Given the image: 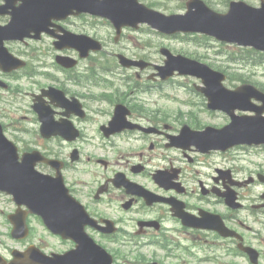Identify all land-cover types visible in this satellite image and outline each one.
Returning a JSON list of instances; mask_svg holds the SVG:
<instances>
[{
	"label": "flooded vegetation",
	"instance_id": "af4514ba",
	"mask_svg": "<svg viewBox=\"0 0 264 264\" xmlns=\"http://www.w3.org/2000/svg\"><path fill=\"white\" fill-rule=\"evenodd\" d=\"M99 20L71 14L51 19L40 40L6 43L26 65L8 71L0 59L1 130L18 163L35 150L57 161L73 202L63 204L62 233L27 213L24 237L10 238V248L0 244V264L14 258L12 249L39 250L46 264H83L80 249L91 240L112 264H164L179 249L193 264H264V146L194 144L191 130L220 128L228 118L210 110L193 114L191 101L182 113L141 98L164 83L151 71L154 84L131 89L130 71L137 79L142 72L121 66L117 55L145 60L142 53L101 50L80 57L73 48H55L53 37L65 32L97 39ZM57 54L76 63L61 67ZM37 109L50 118L47 137L37 131ZM37 166L51 177L57 172L51 164ZM0 203L10 234L9 217L25 208L5 189Z\"/></svg>",
	"mask_w": 264,
	"mask_h": 264
},
{
	"label": "water",
	"instance_id": "95a60500",
	"mask_svg": "<svg viewBox=\"0 0 264 264\" xmlns=\"http://www.w3.org/2000/svg\"><path fill=\"white\" fill-rule=\"evenodd\" d=\"M7 1V0H6ZM68 2V8L88 11L108 18L120 33L123 25L137 27L141 22H147L161 32L171 34L176 32H201L212 35L221 41L237 43L242 46H253L264 51V3L261 7L253 8L243 1L231 2L227 13L219 14L211 11L200 0H190L185 14L165 16L157 11L148 9L137 0H99L93 5L90 0H21V4L14 11L11 21L0 26V46L5 39L18 38L29 35L31 30L41 32L48 24V17L56 15L62 10V2ZM1 11V10H0ZM98 45L95 49H99ZM168 59L162 67L161 75L166 78L174 70L179 74H191L201 77L205 87L201 88L209 100L208 106H234L241 108L246 98L242 95L246 86H240L235 91L226 90L221 81L223 74L211 70L206 64L189 60L180 55L172 56L166 49ZM132 63H126L130 65ZM231 110V108L229 107ZM242 109H246L243 107ZM262 110H259V113ZM250 118L232 117V122L221 134H200L199 141H220L224 145L236 143L264 142V123ZM23 169L26 166H21ZM20 168L22 171L23 169ZM20 170V171H21ZM33 172V168H27ZM40 178V179H39ZM36 177L35 195L48 193V181L44 177ZM57 179L53 180L55 184ZM59 182V181H57ZM55 189L54 194H60ZM20 198L19 204L29 205L32 211L45 215L44 202L38 198L31 201ZM22 223H19V228ZM101 250V249H100ZM24 264V263H23Z\"/></svg>",
	"mask_w": 264,
	"mask_h": 264
},
{
	"label": "rangeland",
	"instance_id": "374dc122",
	"mask_svg": "<svg viewBox=\"0 0 264 264\" xmlns=\"http://www.w3.org/2000/svg\"><path fill=\"white\" fill-rule=\"evenodd\" d=\"M186 0H142L145 4L152 3L155 4L159 2L158 5L154 6V8L162 10L167 9V11H178V9H182L184 11V3ZM211 7L218 11H223L227 4H225L226 0H205ZM250 4H259V0H245ZM165 7H162V4ZM163 11V10H162ZM98 37L104 39L108 42L107 50H118L120 46L126 47L127 51L132 52H140L142 53L148 60H152L158 64L162 63V57L158 53V48L161 45L167 46L173 52L190 54L191 57L200 60L206 64H209L211 67L215 69H225L231 73H239L244 77H248L251 80L264 82V64H247L246 60L261 61L262 58L256 56L252 53L250 49H242L235 45L220 43L214 39L207 40L205 38H181V37H168L162 34H159L155 30L150 27L141 25L137 30L126 29L123 32L122 41L119 44H114L113 35L114 30L110 24H101L96 32ZM194 39V41H193ZM46 42V41H45ZM200 44V45H199ZM229 60H233L232 62ZM131 75H133V71H130ZM133 81L135 80V76H132ZM234 83V82H233ZM199 84V80L196 78H189L187 76L176 77L172 82L168 83L162 92L165 99L169 101L166 102L162 99H159L156 96H152V99H158L159 102L166 104L167 106L173 107L175 104L170 103L171 99L180 100V105H182V101L187 100H196L201 101L202 96L197 92L193 91V85ZM232 83H226L227 86H230ZM191 89V90H190ZM184 110L185 107L181 106ZM198 108V107H197ZM3 204L0 203V207ZM2 221V218H0ZM4 232V230L2 229ZM1 232V229H0ZM0 242L3 245L8 244V239L6 235L0 233ZM3 251L0 247V252ZM147 253V252H146ZM158 254L160 256L163 255V250H159ZM177 257L171 258L167 261V264H193L191 263V258L189 253L186 254L183 249H179L176 251ZM205 264H207L205 262Z\"/></svg>",
	"mask_w": 264,
	"mask_h": 264
}]
</instances>
